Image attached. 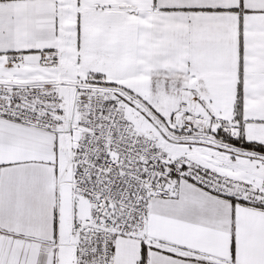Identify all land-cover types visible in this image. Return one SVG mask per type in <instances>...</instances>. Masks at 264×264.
<instances>
[{
  "label": "snow or ice",
  "instance_id": "snow-or-ice-1",
  "mask_svg": "<svg viewBox=\"0 0 264 264\" xmlns=\"http://www.w3.org/2000/svg\"><path fill=\"white\" fill-rule=\"evenodd\" d=\"M0 264H264V0H0Z\"/></svg>",
  "mask_w": 264,
  "mask_h": 264
}]
</instances>
